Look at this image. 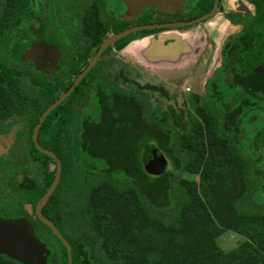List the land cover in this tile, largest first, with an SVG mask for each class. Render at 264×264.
<instances>
[{
  "label": "rangeland",
  "instance_id": "1",
  "mask_svg": "<svg viewBox=\"0 0 264 264\" xmlns=\"http://www.w3.org/2000/svg\"><path fill=\"white\" fill-rule=\"evenodd\" d=\"M74 1L77 3L69 5L66 0H56L54 3L49 0L56 9L54 12L60 37L52 33L50 39L35 40L18 60H12L10 54L0 52V67L10 70L18 65L27 66L30 60L33 61L26 56L30 47L35 43L45 42L54 49L55 68L61 67L65 70L62 75L63 80L58 82L57 93L61 94L74 78L75 73L70 71L71 66L66 61V56H73L74 53L72 43L67 38L60 20L64 19L65 27L71 33L78 49L81 50L85 46L91 47L88 54L90 57L94 52L93 48L111 33V22L106 17V3L108 2V11L112 14H117L122 9L121 0ZM31 2L33 9L39 12H43L47 6V0H31ZM142 21L143 19L138 20L137 23ZM26 24V29L29 31L38 23L31 21ZM140 33L142 31L134 32L129 37ZM87 58L81 67L87 62ZM108 60L112 59H108L107 56L101 59L100 63L108 62ZM36 69L41 70L37 66ZM92 75L93 72L87 76V79ZM200 83L201 81L198 87L192 88L191 83L173 86L162 81L152 86L150 83H141L142 85L132 88L137 98L142 101L143 112L150 123L170 129L175 133L176 141H180L187 147L190 152L191 171L176 174V187L190 205H197L206 210L212 220L223 229L222 235L215 239L204 237L199 231L200 224L197 217L191 218L187 209L180 210L172 218V220L177 218L183 226L179 229H171L169 223L172 220L168 219L169 215H165L164 219L158 218L144 204L140 194L133 189L111 188L105 176L94 180L93 176L89 175L85 179L82 178L83 182L86 181L83 185L80 183L82 172L88 170L90 166L96 169H105L106 166H102L101 157L94 156L90 159L83 153L79 156L86 160H81L84 163L81 165L73 151L68 148L65 152L68 168L59 192H62L61 196L64 198L62 203L68 201L77 207V210L74 212L62 204L59 226L72 238L82 233L89 239H93L96 254L101 256L104 262L109 257L114 261L125 260L128 264H190L192 261H208L213 264H264V213L249 215L242 212L240 203L244 198L245 189L238 173L239 169L231 161L228 142L212 132L211 110L205 101ZM20 84H24V81H20ZM216 84L221 87L224 82L222 80ZM23 86L29 89L27 85ZM188 87H191V92H186ZM107 89L109 92L114 90L112 87ZM87 98L91 100L90 107L93 111L92 120H90L97 122L99 120L96 116L98 114L97 99L94 95L89 96V93ZM82 110L80 109V116ZM12 120L24 129L31 126L33 122L32 116L28 114L15 116ZM90 120L86 119L87 124ZM120 121L123 122L124 127L129 126L124 116ZM104 123L107 124L106 121ZM74 125L75 122L72 126ZM89 128L91 133L96 131L93 123L89 124ZM103 135L102 133L94 135L96 136L94 137L95 153L107 150L103 147L105 142ZM142 139L139 137L135 141L140 152L144 149L146 142V139ZM112 143L113 141L110 145L114 147ZM149 144L159 146L153 139L149 140ZM112 147L109 152L112 151ZM162 154L167 160V172H175L173 159L167 153L162 152ZM17 166L12 170V174L10 172V206L13 207H16L17 191L20 193L29 190L30 193H34L38 192L42 186L39 168L34 167L27 159ZM48 169L53 170L54 165L49 164ZM115 173L117 176L122 175L119 171ZM70 185H74L75 192L68 194L67 188ZM62 188L66 189V193ZM142 192L154 197L151 193H146L144 188L140 190V193ZM23 195L24 193L20 194V196ZM171 210L173 209L165 213ZM18 211L26 220H33L29 205H20ZM48 239L53 240L50 236ZM249 245L255 247L259 255L252 257L253 250ZM45 248L47 257L64 254L63 251L58 250L55 243H49V246Z\"/></svg>",
  "mask_w": 264,
  "mask_h": 264
},
{
  "label": "trees",
  "instance_id": "2",
  "mask_svg": "<svg viewBox=\"0 0 264 264\" xmlns=\"http://www.w3.org/2000/svg\"><path fill=\"white\" fill-rule=\"evenodd\" d=\"M50 1H53V3L56 2V0ZM31 3V0H0V41L4 42L3 45H0V48L3 47V49H6L7 42L10 40V57H12V60L21 59L23 53L27 51L28 46L35 40L50 39L52 33H55L56 37H60L54 12L56 9L53 3L47 0V6L43 12L34 10ZM66 3L74 5L77 2L74 0H66ZM63 20H60L61 26L65 29L67 38L72 43V51L74 50L76 52L75 54L73 51L76 58L69 56L67 62L70 64L84 62L91 48L85 46L81 50L78 49V46L73 42L71 33L65 27L66 23ZM31 21L38 24L34 25L28 31L26 29V23ZM254 23L257 28L264 30V0H261L258 5L257 18H255ZM112 26H114V32H120L128 28L129 24L117 20L113 22ZM151 32L153 31H142L141 34L147 35ZM129 39L130 37L128 36L116 42L115 46L126 44L129 42ZM263 39L259 38L256 40L254 34L252 35L249 32V29L243 28L237 37L227 42L223 48V67L217 73V76L212 78L207 84L208 96L205 97V101L211 110L212 132L217 137L223 138L228 142V152L231 161L239 169L238 173L245 189V195L241 200L240 206L242 207V212L249 215L264 213V75L259 74L256 67L253 68L250 63L252 42L255 41L254 45H258L262 43ZM255 56L257 57V61H259L264 55L260 49H256ZM75 69L71 67L70 71L77 73L78 71ZM252 72L257 81L255 88L252 86L250 79ZM86 78L62 104L49 114L41 127V131L46 130L47 132L54 133L59 116L61 120L68 122L72 121V118L76 114L79 116L81 108L79 107L77 109L74 103L77 100V96L80 98L78 99L79 105L88 97L90 88L83 86ZM222 80L224 85L219 87L216 82ZM20 81H24V84L21 85ZM58 81V78H46L42 74L22 65H18L15 69L10 68V70L0 67V116H8L28 110L35 113L33 122L35 124L46 108L59 98L60 94L57 93ZM72 82L71 80L63 92L68 90ZM23 85H27L29 89ZM226 91L228 93H225ZM124 111L123 116L126 118L129 126L134 121L139 123L138 118L142 114L141 124L138 126L142 129L140 137L146 139L144 149L141 151L142 161L139 160L140 151L135 141L129 139L128 134H125L124 139L122 137L118 142L121 148L120 152L125 160L126 171H119V167L109 169L97 168V170L94 166H90L88 170L82 172L80 183L83 185L84 183L86 184V181L84 180L83 182L82 178L85 179L89 175H92L94 180L105 176L111 188L118 190L133 189L140 194L143 197L144 204L158 218L164 219L165 215H169L168 219L172 220L180 210L187 209L188 215L191 218L197 217V221L200 224L199 231L204 237L207 239H215L221 236L223 229L212 220L206 210L197 205H190L176 187V174L191 171L190 152L187 150V147L182 145L180 141H176L175 133L170 129L151 124L146 118L143 108L142 113L139 112V116L135 115V109L133 108L125 107ZM151 139L155 140L159 146L156 147L155 145L149 144V140ZM105 142L106 145L109 143L107 139H105ZM174 147L176 151L173 150ZM72 151L76 160L81 165H84L81 160L86 159L80 157L79 154H82V152L85 153V151L79 148ZM34 152L46 158L47 163L52 162L54 164L50 157L36 150ZM154 152L157 154H162V152L167 153L174 161L175 172H167L165 169L160 175L150 174L146 168V162ZM93 154L96 157H100L99 153L93 152ZM60 160L62 163V183L68 167L66 165L65 155ZM47 165L45 187L36 196H32L33 193H31L29 202L32 203L33 207L45 194L54 179L55 168L52 171H48ZM114 171H119L122 175L117 176ZM73 187L74 185L68 186L67 193ZM59 188H61V184L43 208L44 215L54 223V212L58 205L57 191ZM142 188L145 189L146 193H151L154 197H151L150 194L140 193ZM63 191L66 193L65 188ZM62 204H65L69 209L73 206L68 201ZM169 209L173 210L165 213ZM39 224L44 228L43 232L41 230L42 237L48 238V235L46 236L48 233L50 237L57 240L56 236L40 221ZM182 226L183 223L177 218H174L169 223L171 229H179ZM63 236L66 239L68 238L64 233ZM250 248L253 250L252 257L259 255L255 247L251 245ZM64 253H66L65 249ZM112 262L113 264H128L125 260ZM190 264L213 263L208 261H192Z\"/></svg>",
  "mask_w": 264,
  "mask_h": 264
},
{
  "label": "flooded vegetation",
  "instance_id": "3",
  "mask_svg": "<svg viewBox=\"0 0 264 264\" xmlns=\"http://www.w3.org/2000/svg\"><path fill=\"white\" fill-rule=\"evenodd\" d=\"M232 1H233L232 7L226 10V8L228 7H226L225 5L226 4L225 0H217L216 13L213 16L199 23L189 25L186 27L161 28V29L151 30L153 32L150 33V34H155L166 30L181 31V30L191 29L196 26H199L200 24H206V22H208L209 20L213 19L216 16H220L223 17V19H226L225 21L229 24L228 31L230 32V36L224 41L223 43L224 45H221L220 47V52H219L220 53L219 57L221 61L220 65H218L217 68L215 67V69L211 73L209 72H208L209 74L207 73L208 76L206 77L204 86L202 87L204 98L207 96V91H208L207 84L211 81L212 78L217 76V73H219V71L223 67L224 64L223 48L226 45V43L231 41L234 37H237L239 35V32L243 28L249 29V32L252 33V35L254 34L256 40L259 38H264V30L261 28H257L254 23L255 18H257L258 5L261 0H232ZM215 4H216V0H185L183 7L181 9L179 7V9L175 10V12L173 13L161 12L158 11L156 8L148 7L140 15H137L139 10L136 9L134 13H131L132 17H129L130 19L129 18L123 19L122 16L125 15L127 10L125 0L124 2L123 0H121L122 9H120V11L118 12L116 11L117 14L114 13L112 14L108 11V2H107L106 17L111 22V27H110L111 33L109 34V36L115 33H119V32H114V26H112L113 22L117 20L127 22L129 24L128 28L147 25V24H168V23L189 22L191 20L197 19L203 15L210 13L213 10ZM141 19H143V21L137 23V21ZM136 32H141V31H136ZM147 35H142L140 33L136 36H132L130 37L129 42H131L133 39H141ZM128 36H126L125 38H127ZM56 39L59 40V38ZM103 41H101L98 44V46H96L95 48L92 47L94 49V52L90 57L87 58L88 59L87 62L84 63L82 67L81 64L83 62L81 63L74 62L71 64L67 62L68 65L73 67V69L77 68L75 70L78 71L77 73H75V76L72 79L73 82L77 78V76L87 67V65L89 64L93 56L96 54L99 46ZM205 41H206L205 44L207 45L205 47L206 49L210 48L209 46H213L214 41L212 37L207 36V40L205 39ZM129 42L120 46H115V43L112 46H109L108 48L110 49L107 50L108 49L107 48L102 53L99 60L85 76L87 77L89 73L93 72V75L90 78L88 79L86 78L85 82L83 83V86L90 88L89 96L94 95L97 99L98 114L96 116H98L99 120L97 122L91 121L93 115V111H91V107L89 108L91 100L87 98L84 102H82L79 105L78 99L80 98L79 96H77L76 97L77 100L75 99L76 101L74 103V106L77 109L79 107L83 109L81 116L79 114L80 119L78 120L79 116L76 114L72 118V121L68 122L61 120V117L59 116L56 122L54 133L47 132L46 130L41 131V127L43 125L42 124L37 134V142L43 149L53 152L60 160V158L64 157L66 150L68 151V148H70L71 150H76L79 148L80 150L82 149L85 151V153L82 152L84 155L92 159V157L94 156L93 152L94 153L96 152L95 149L96 147L94 146V137L96 136L94 135H98L99 133H102L104 134L103 139H107V141H109L107 145L105 144L106 142L103 143L104 145L103 147L107 149L105 152L102 153L97 152L102 158V166H106L105 169H109L112 167H119V171L121 170L126 171L125 160L123 159L122 157L123 155L120 152L121 148L118 141L121 140L122 137L124 138L125 134H128L129 139H133L134 141H137V139L140 137L142 133L141 127H138L139 124H141L140 121L142 119V114L139 116V112L142 113V108H143L142 101L139 98H137L136 93L134 92L135 90L132 88L134 86L142 85L140 82V71L137 69V66L139 64L137 61L131 59H130L131 65L129 66L120 63H115L113 60H108V62L105 61L100 63V60L107 56L108 59L110 58L112 59V56H114V52L123 50V48H125V46L129 44ZM173 42L174 41L172 42L166 41L165 45L169 46V44H172ZM254 43L255 41L252 42V46H251L252 50L250 52L251 55L250 63L253 68L256 67V70L259 74L264 75V72L261 71L259 68L260 64L264 61V56L259 61H257V57L255 56L256 49H260L264 55V39L262 40V43H259L258 45H254ZM3 44L4 42L0 41V45ZM192 46L193 48L191 52H189L192 53V56L189 57L193 59L190 61H195L194 56H196V54L198 53L199 48L198 46H194V45ZM0 52H4V53L6 52L10 54V40L9 42H7V48L6 49H3V47L0 48ZM75 54L71 57H75ZM204 56H205L204 54H201L200 55L201 58H199L197 63H195L194 71L196 74L197 73L199 74L198 66H200L201 68L206 66L204 65ZM136 57L138 59L144 58L142 54L140 55L138 54V56ZM52 58L55 60V55ZM68 58L69 56H66V61ZM168 61L171 60L169 59ZM26 67H29L31 70L36 71L39 74H42L46 78L49 79L58 78L59 79L58 82H60V80H63L62 75L65 70L61 67L55 68V66L52 65V63L50 62L46 61L45 69L42 70H37L35 63L31 60L28 62V65ZM85 77L80 81L79 84L83 82ZM250 79L252 86L255 88L257 81L253 72ZM193 80L195 83L196 79ZM193 84H192V88L196 87ZM107 87L114 88L113 92H109V89H107ZM187 89H189V91L186 92H191L192 90L189 87ZM65 92H62L60 96ZM125 107L135 109L134 113L135 115L139 116L138 118L139 123L134 121V123H132V125H130L129 127L123 126L122 124L123 122H121L120 120L123 117V113H125L124 111ZM24 114L31 115L34 122L35 113L32 111L18 112L8 116H0V219L9 221L10 219L24 218L23 216L20 215L18 209L20 205H24V204L29 205L31 208V214L33 216V220H29V219L27 220L33 227L38 239L41 242H43L45 246H49V243H55L59 251L64 252V249L66 251V253L62 255H49L47 257L46 264H69L67 249L63 245V243L57 237H56L57 240L54 238L53 240H50L48 238L42 237L43 235L41 234V230L43 232L44 228L40 226L39 224L40 220L37 218L35 213V208L37 204L33 207L32 203L29 202L31 198L30 197L31 193L29 192V190H25L24 192H20V193H18L17 191L16 207L10 206V176L12 174V170L15 169L17 165L19 166L22 162H24L27 159V161L30 164H32L37 169L39 168V175L42 182L41 189H39L38 191L40 192L46 185V164H48L47 165L48 167L49 164H53L52 162L47 163L46 158L34 152L35 150L38 151V149L36 148L33 142L32 134H33V129L38 123V121L35 124L32 122L31 126H28L25 129L23 128V126H20L16 122H13L12 118H14L15 116H22ZM86 119L89 120L91 119L88 122V124L86 122ZM9 121H10V125H8ZM104 121H106L107 124L104 123ZM73 122H75L74 126H72ZM29 123L30 121L28 120V124ZM90 123H93V125H95L96 131L94 133H91L89 131ZM129 129L134 130V132H131ZM6 130L9 131L6 132ZM112 141H113L112 145L115 148L110 145ZM111 147H112V151L109 152V149ZM151 158L152 156L149 159ZM142 159H143L142 153L139 152V160L142 161ZM53 165L55 168V162ZM48 171L50 170L48 169ZM61 176H62V171H61ZM61 176L56 189L61 184ZM59 191H61V188H59V190L57 191L58 205L55 208V212H54L55 223L50 218L44 215L43 210L42 213L46 218H48L50 221L53 222V224L56 226V228L62 235L64 233L68 237L66 239L63 236L70 245L72 264H108L109 262L114 261L108 257V260L104 262L103 258L98 254H96L94 240L89 239L85 234L80 233L77 235L76 238H72L64 230L61 229V227L59 226V218L63 210V207L61 206L63 200L61 196L62 192ZM38 192H34L32 196H36ZM70 192L72 193L75 192V189H71ZM21 193H24V195L20 196ZM71 210L75 212L77 210V207L72 206ZM44 226L47 227L46 225ZM47 235L49 236L48 233L46 234V236ZM62 246L64 247V249ZM0 264H20V263L11 259L8 255L0 253Z\"/></svg>",
  "mask_w": 264,
  "mask_h": 264
},
{
  "label": "crops",
  "instance_id": "4",
  "mask_svg": "<svg viewBox=\"0 0 264 264\" xmlns=\"http://www.w3.org/2000/svg\"><path fill=\"white\" fill-rule=\"evenodd\" d=\"M144 9L138 12L140 15L146 8H156L161 12L173 13L183 7L185 0H149L146 1ZM226 10L232 7V0H225ZM177 7V8H176ZM223 17L216 16L206 22L191 29L186 30H166L155 34H149L141 39H133L123 50L114 52L112 60L115 63L131 65L130 59L137 61V69L140 71V82L156 85L166 81L168 85L182 86L184 84L203 87L207 73H211L215 67L220 65V47L230 36L228 23ZM212 37L213 46L206 49L205 39ZM166 41H174L166 46ZM198 46L199 51L194 56L195 61L190 58L193 46ZM216 45V46H215ZM216 47V48H214ZM142 54L144 58L138 59L136 56ZM204 54L205 67L198 66L199 74L195 73V63ZM171 55V57H170ZM190 56V57H189ZM171 61H168V60ZM176 59V60H174ZM175 61V62H174ZM156 63V64H155ZM208 63V64H207ZM208 73V74H209ZM191 88V87H190Z\"/></svg>",
  "mask_w": 264,
  "mask_h": 264
},
{
  "label": "water",
  "instance_id": "5",
  "mask_svg": "<svg viewBox=\"0 0 264 264\" xmlns=\"http://www.w3.org/2000/svg\"><path fill=\"white\" fill-rule=\"evenodd\" d=\"M146 1L149 0H125V4L127 7L125 15L122 16L123 19H128L132 17L131 13H134L135 10L142 11L144 6L146 5ZM217 9V0L214 5L213 10L203 15L197 19L191 20L189 22H181V23H168V24H147L141 26H135L132 28H128L119 33H115L107 37L99 46L96 54L93 56L87 67L77 76L74 80L73 84L70 88L62 94L55 102H53L50 106L46 108V110L41 114L38 123L33 129V142L41 153L49 156L55 162V174L52 183L49 188L46 190L45 194L38 201L35 213L37 218L46 225L51 232L63 243V245L67 249L68 255V263L72 264L71 261V249L67 240L63 237V235L58 231L56 226L46 218L42 210L49 201L50 197L54 193L61 176L62 166L60 160L57 156L46 149H43L37 142V134L39 128L49 116V114L56 109L61 103H63L75 90L80 81L86 76V74L93 68L96 62L99 60L102 53L109 47L112 46L117 41L125 38L126 36L136 32V31H151L161 28H179L186 27L189 25H193L199 23L216 13ZM138 15V14H137ZM130 19V18H129ZM54 49L47 45L45 42H38L33 44L30 47L29 52L26 54L27 57L32 58L34 63L39 69H45V63L50 62L54 65ZM260 70L264 72V61L259 66ZM167 166L166 157L163 154H157L154 152L152 154V158L146 162V168L150 174L160 175L162 174ZM0 253L8 255L11 259L17 261L20 264H46L47 261V250L45 248L44 243H42L31 224L25 218L19 219H10L9 221L0 219Z\"/></svg>",
  "mask_w": 264,
  "mask_h": 264
},
{
  "label": "built area",
  "instance_id": "6",
  "mask_svg": "<svg viewBox=\"0 0 264 264\" xmlns=\"http://www.w3.org/2000/svg\"><path fill=\"white\" fill-rule=\"evenodd\" d=\"M186 91H189V89H186Z\"/></svg>",
  "mask_w": 264,
  "mask_h": 264
}]
</instances>
